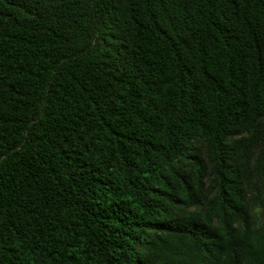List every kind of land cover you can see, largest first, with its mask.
<instances>
[{
	"label": "trees",
	"instance_id": "16d2710c",
	"mask_svg": "<svg viewBox=\"0 0 264 264\" xmlns=\"http://www.w3.org/2000/svg\"><path fill=\"white\" fill-rule=\"evenodd\" d=\"M0 264H264V0H0Z\"/></svg>",
	"mask_w": 264,
	"mask_h": 264
}]
</instances>
